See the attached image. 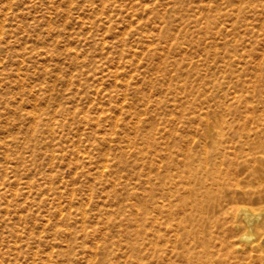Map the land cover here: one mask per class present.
Wrapping results in <instances>:
<instances>
[{"label":"rangeland","instance_id":"374dc122","mask_svg":"<svg viewBox=\"0 0 264 264\" xmlns=\"http://www.w3.org/2000/svg\"><path fill=\"white\" fill-rule=\"evenodd\" d=\"M0 264H264V0H0Z\"/></svg>","mask_w":264,"mask_h":264}]
</instances>
